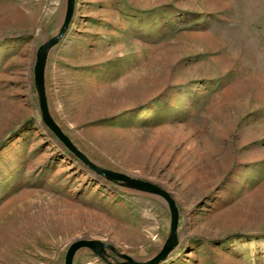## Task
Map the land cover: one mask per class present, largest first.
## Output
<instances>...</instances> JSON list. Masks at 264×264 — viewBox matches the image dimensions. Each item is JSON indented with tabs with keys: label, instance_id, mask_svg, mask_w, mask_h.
<instances>
[{
	"label": "rangeland",
	"instance_id": "rangeland-1",
	"mask_svg": "<svg viewBox=\"0 0 264 264\" xmlns=\"http://www.w3.org/2000/svg\"><path fill=\"white\" fill-rule=\"evenodd\" d=\"M66 9L0 0V264H65L79 239L147 262L167 202L96 175L42 121L37 52ZM46 93L94 164L176 200L179 245L160 264H264V0H76ZM74 264L107 263L82 249Z\"/></svg>",
	"mask_w": 264,
	"mask_h": 264
},
{
	"label": "water",
	"instance_id": "water-1",
	"mask_svg": "<svg viewBox=\"0 0 264 264\" xmlns=\"http://www.w3.org/2000/svg\"><path fill=\"white\" fill-rule=\"evenodd\" d=\"M76 0H67V9L63 25L59 33L45 42L37 52L35 67H34V84L35 90L39 99V106L42 115L44 126L58 139V141L67 149L72 156L77 158L90 171L105 179L108 182L119 184L125 188L148 193L163 198L168 206L171 214L170 234L161 251L151 260L147 262H138L127 254L121 253L113 245L106 244L99 240L79 239L74 241L65 256V264H74V258L78 251L88 249L93 254L98 256L107 264H160L164 262L169 255L179 245V222H180V208L172 195L163 189L158 184L143 179L135 178L124 173L105 169L94 164L84 153H82L66 135L53 118L47 99L46 93V67L50 51L58 45L66 35L72 18L75 12ZM112 254L119 257L122 262L112 263L110 261Z\"/></svg>",
	"mask_w": 264,
	"mask_h": 264
}]
</instances>
